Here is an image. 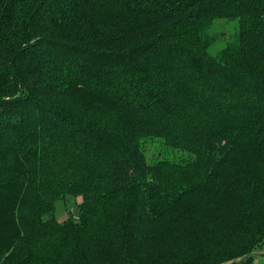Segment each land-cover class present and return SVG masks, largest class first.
Here are the masks:
<instances>
[{
  "label": "trees",
  "instance_id": "trees-1",
  "mask_svg": "<svg viewBox=\"0 0 264 264\" xmlns=\"http://www.w3.org/2000/svg\"><path fill=\"white\" fill-rule=\"evenodd\" d=\"M261 167L264 0H0V264H253Z\"/></svg>",
  "mask_w": 264,
  "mask_h": 264
},
{
  "label": "rangeland",
  "instance_id": "rangeland-1",
  "mask_svg": "<svg viewBox=\"0 0 264 264\" xmlns=\"http://www.w3.org/2000/svg\"><path fill=\"white\" fill-rule=\"evenodd\" d=\"M239 19H224L218 18L211 28L212 34H218L217 42L211 48V53L216 54L219 49L224 47L226 43L232 41L235 38V33L238 29ZM156 146L153 144L147 151V157H153L156 155ZM164 157V155H162ZM168 158H173L167 155ZM262 168V167H261ZM264 168V167H263ZM262 168V170H264ZM81 196L79 195H68L65 198H61L56 201L55 216L59 221H65L70 217H75L79 213V202ZM156 227L152 228L154 230ZM253 264H264V240L255 248L252 255Z\"/></svg>",
  "mask_w": 264,
  "mask_h": 264
}]
</instances>
